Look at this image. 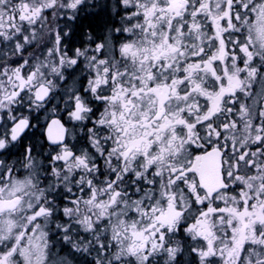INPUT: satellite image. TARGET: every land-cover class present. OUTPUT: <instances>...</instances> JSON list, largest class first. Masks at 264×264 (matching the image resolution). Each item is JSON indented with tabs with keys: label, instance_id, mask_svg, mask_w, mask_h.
I'll return each instance as SVG.
<instances>
[{
	"label": "snow or ice",
	"instance_id": "snow-or-ice-1",
	"mask_svg": "<svg viewBox=\"0 0 264 264\" xmlns=\"http://www.w3.org/2000/svg\"><path fill=\"white\" fill-rule=\"evenodd\" d=\"M0 264H264V0H0Z\"/></svg>",
	"mask_w": 264,
	"mask_h": 264
},
{
	"label": "trees",
	"instance_id": "trees-1",
	"mask_svg": "<svg viewBox=\"0 0 264 264\" xmlns=\"http://www.w3.org/2000/svg\"><path fill=\"white\" fill-rule=\"evenodd\" d=\"M88 22H86L85 24H87Z\"/></svg>",
	"mask_w": 264,
	"mask_h": 264
},
{
	"label": "flooded vegetation",
	"instance_id": "flooded-vegetation-1",
	"mask_svg": "<svg viewBox=\"0 0 264 264\" xmlns=\"http://www.w3.org/2000/svg\"><path fill=\"white\" fill-rule=\"evenodd\" d=\"M87 21H85V23H86Z\"/></svg>",
	"mask_w": 264,
	"mask_h": 264
}]
</instances>
